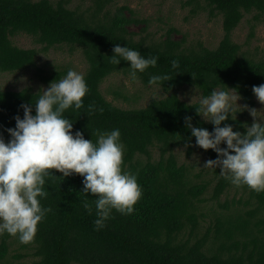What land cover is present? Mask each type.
<instances>
[{"label": "trees", "instance_id": "trees-1", "mask_svg": "<svg viewBox=\"0 0 264 264\" xmlns=\"http://www.w3.org/2000/svg\"><path fill=\"white\" fill-rule=\"evenodd\" d=\"M179 1L183 8H190L191 16L207 11L211 18L222 17L223 36L215 48L202 42L185 46L173 38L178 32L173 26L155 38L146 33L147 18L126 5L111 9L113 0H90L84 10L70 7L69 0H0V72L35 67L39 55L52 48L80 50L87 63L84 103L78 109L70 106L63 114L72 119L73 132L80 129L93 141L96 133L92 130L118 127L124 145L123 166L137 174L142 193L132 213L113 209L104 227L97 229L94 205L89 212L81 203L85 197L90 203L96 198L80 191L81 174L63 177L59 170L51 169L52 174L45 178L47 195L40 198L50 211L38 222L34 238L21 245L27 252L11 254L16 236L0 234V264H25L8 257L21 259L29 254L38 258L33 264H264V190L231 184L219 174V167L209 168V176L203 178V171L193 173L195 164L180 161L174 151L183 148L186 158L195 152L206 159L218 155L211 148L195 145L185 116L209 131L214 125L196 113L193 104L198 101L189 103L179 97L181 87H192L200 95L216 86L235 87L245 104H255L251 86L264 82V56L243 49L233 33L246 14H253L248 23L249 37L254 35L257 23L264 19V0ZM135 26L140 27V34L132 30ZM20 34L31 36L40 48L14 44L13 37ZM115 43H127L144 56L156 55V65L138 71V79L149 86V74L168 73V80L152 84L168 94L153 98L143 108H122L108 100L101 90L104 80L129 71L128 61L121 59L117 65L108 61ZM36 67L46 83L69 68ZM119 90L114 95L124 97ZM36 92L30 87L0 89V132L6 140L10 135L6 127L15 126V114L23 115L19 106L34 102ZM89 103L103 111L89 110ZM225 122L233 130L245 131V121L238 116L235 120L229 116L221 124ZM221 146L226 145L221 142ZM206 201L218 208L202 226L208 213L202 212Z\"/></svg>", "mask_w": 264, "mask_h": 264}, {"label": "clouds", "instance_id": "clouds-1", "mask_svg": "<svg viewBox=\"0 0 264 264\" xmlns=\"http://www.w3.org/2000/svg\"><path fill=\"white\" fill-rule=\"evenodd\" d=\"M112 52L108 56L110 63L117 65L121 59L129 62L131 80L138 78V71L143 72L157 63L156 55L144 56L127 43L113 44ZM171 64L175 66L177 61L173 59ZM168 79V73H154L149 74L147 82L152 85ZM87 87L84 73L69 67L59 78L50 80L47 86L42 85L34 102L21 103L23 115L15 114V126L6 127L10 134L7 140L0 132V234L7 232L21 243L34 238L38 222L50 211L41 205L40 198L47 195L45 178L52 174L51 169L59 170L63 177L81 174L80 191L96 197L91 203L85 197L81 203L89 212L94 205L93 225L97 229L104 227L113 209L121 214L134 211V204L142 194L141 186L137 174L123 166L120 129L92 130L96 133L93 141L85 138L80 129L73 132L72 119L63 114L70 106L81 107ZM251 88L264 103V82L253 84ZM239 95L235 87L216 86L208 94L199 96L198 102L193 104L195 111L211 121L214 125L211 131L193 125L191 116L186 115L184 119L195 137V145L211 148L218 154L205 159L201 167H219V174L231 184H246L259 192L264 190V117L257 115L256 107L237 103ZM235 105L246 108L253 117L250 124H243L245 131L233 130L231 123L221 124L229 116L236 119ZM87 107L103 111L102 107L91 103ZM221 142L226 146L222 147Z\"/></svg>", "mask_w": 264, "mask_h": 264}, {"label": "rangeland", "instance_id": "rangeland-1", "mask_svg": "<svg viewBox=\"0 0 264 264\" xmlns=\"http://www.w3.org/2000/svg\"><path fill=\"white\" fill-rule=\"evenodd\" d=\"M90 3V0H69L70 7L79 8L81 10H84ZM123 5L132 8L139 17L149 20V28L146 33L148 34L150 32L154 34L155 38H160L166 33L169 26H173L178 30V32L173 33V38L182 40L185 42V46L191 47L198 42H202L207 47L215 48L223 36L222 17L220 15L211 18L207 11H200L197 15L191 16L189 13L190 8H183L179 0H113L109 7L113 9L115 6ZM252 15L253 14H246L241 24L235 29L233 38L242 45L243 49L249 50L250 53L254 54L256 57H263L264 19L257 23L254 35L249 37L250 24L248 20H251ZM132 30L140 34L139 26L133 27ZM13 42L23 48H40L31 36L25 34L13 37ZM36 66L45 69H50L52 67L60 69L64 67H73L85 73L87 63L80 50L70 52L67 47H61L58 49L52 48L46 53L42 52L39 55ZM36 66L11 73L0 72V89L18 91L30 87L38 91L42 85L47 86L48 83L41 80ZM119 89L122 90L126 97L114 95L113 91ZM101 90L108 100L122 108H143L154 98L153 96L161 98L168 94L159 85L145 86L138 78L136 80H131L128 74L124 73H114L107 77L101 85ZM178 95L185 101H190L191 97H193L191 102H196L199 99L200 93L192 87L183 86L178 90ZM237 103L245 104L240 97ZM253 106L258 109L257 115L264 117V103L256 98ZM241 108L242 106L235 105V110H237L236 116L240 117V119L245 122L251 123L253 117L246 108ZM174 151L178 154V159L180 161L195 164V168L192 169L193 173L203 171V178L209 176V168L201 167L206 159L202 153L195 152L190 157L186 158L183 148L176 147ZM157 154V150H154L153 155L157 156ZM209 193L207 196H209ZM224 198L225 197L222 196V200ZM217 208V205L213 201H206L202 204V212H208L207 216L201 221L202 226L207 225ZM22 244L23 243L18 239L13 240L10 246L11 254L27 252L26 248H21ZM8 259L15 263L22 262L25 264H33L38 258L29 254L21 259L12 258L9 255Z\"/></svg>", "mask_w": 264, "mask_h": 264}]
</instances>
